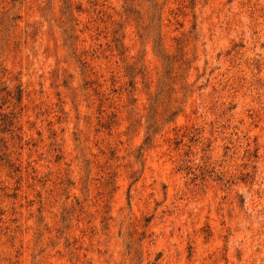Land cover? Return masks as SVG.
I'll return each instance as SVG.
<instances>
[{
  "label": "rangeland",
  "instance_id": "1",
  "mask_svg": "<svg viewBox=\"0 0 264 264\" xmlns=\"http://www.w3.org/2000/svg\"><path fill=\"white\" fill-rule=\"evenodd\" d=\"M0 264H264V0H0Z\"/></svg>",
  "mask_w": 264,
  "mask_h": 264
}]
</instances>
